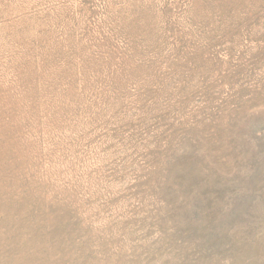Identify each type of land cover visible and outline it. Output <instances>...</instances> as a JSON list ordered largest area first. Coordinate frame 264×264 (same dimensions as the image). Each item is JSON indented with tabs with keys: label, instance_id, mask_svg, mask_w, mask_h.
I'll return each mask as SVG.
<instances>
[{
	"label": "rangeland",
	"instance_id": "1",
	"mask_svg": "<svg viewBox=\"0 0 264 264\" xmlns=\"http://www.w3.org/2000/svg\"><path fill=\"white\" fill-rule=\"evenodd\" d=\"M0 264H264V0H0Z\"/></svg>",
	"mask_w": 264,
	"mask_h": 264
}]
</instances>
